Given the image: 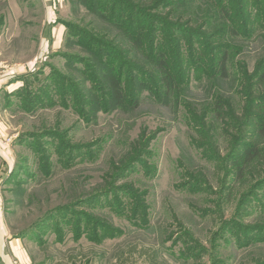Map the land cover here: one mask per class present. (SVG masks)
Returning a JSON list of instances; mask_svg holds the SVG:
<instances>
[{"label": "rangeland", "instance_id": "rangeland-1", "mask_svg": "<svg viewBox=\"0 0 264 264\" xmlns=\"http://www.w3.org/2000/svg\"><path fill=\"white\" fill-rule=\"evenodd\" d=\"M87 1L99 16L80 0H0L2 240H19L28 264H264V138L243 114L245 101L264 98L252 91L264 67L257 0L249 33L236 37L214 34L213 0ZM127 25L145 39V58L183 43L184 83L166 105L144 93L137 109L94 110L91 53L104 72L140 83L121 44ZM198 45L227 53L225 79ZM217 99L240 131L215 119ZM191 117L208 123L196 132ZM252 141L262 158L236 181L235 157Z\"/></svg>", "mask_w": 264, "mask_h": 264}, {"label": "trees", "instance_id": "trees-1", "mask_svg": "<svg viewBox=\"0 0 264 264\" xmlns=\"http://www.w3.org/2000/svg\"><path fill=\"white\" fill-rule=\"evenodd\" d=\"M83 3V6L91 14L99 16V11L96 8V3L93 1L80 0ZM216 3V12H214V18L221 20V26L218 27L217 31L214 34H222L223 36L236 37L240 35H245L249 33L250 28V8L254 5H249L248 0H213ZM187 2H193V0H187ZM257 6H254L260 16V21L264 23V0H257ZM102 15V14H101ZM104 19L105 17H101ZM109 20V19H108ZM110 22V21H108ZM111 23V22H110ZM133 23V22H130ZM3 25V19L0 17V27ZM114 26L119 29L120 25L114 24ZM128 26V25H127ZM125 29L123 34V44L124 47H132L131 50L126 51V58H131L132 61L138 63V68L133 69V71L140 76V83L136 82V76L131 74L127 80L122 81V74L114 72L112 69L104 72L101 66V63L97 61L98 55H94L92 62L96 63L94 67L95 72V94L92 93V103L94 105V110L103 109V110H124L131 111L137 109L140 104L145 100L144 98L154 99L160 102V104H168L167 97L172 93H177L181 88L184 81L182 77L178 74L179 71L187 68V64L184 63V53L185 47L181 41H176L172 46L168 48L163 47L161 50H158L157 55H154V52H150V57L145 58L143 53V45L145 44V39L142 35L137 36L136 33L128 26ZM175 38V37H174ZM203 39L199 42H201ZM174 42V40H173ZM199 51H196L197 57L207 64L210 62V67L212 69L213 76L217 75L220 79H225L227 77L226 64H227V53H222L219 56L209 54L204 51L205 49L198 45ZM208 48V46H207ZM134 49V50H133ZM191 55L194 51V44L189 42L186 49ZM215 52V51H214ZM183 54V55H182ZM183 56V57H182ZM99 63V64H98ZM264 63V58L262 60ZM128 69L130 67L126 66ZM19 79V77H17ZM17 79V80H18ZM145 80L148 82L145 84ZM256 83L252 86L258 90L259 87L264 88V67L261 71V74L258 75ZM38 83H41L37 81ZM98 89V90H97ZM144 93L147 94V97L144 96ZM78 96L77 93H74ZM100 95V98L97 97ZM162 96V98L160 97ZM248 99V98H247ZM16 107H19L17 103ZM11 101L7 99V103L3 105L6 107L10 113L17 112V108L13 109L11 106ZM39 105H42V102H38ZM247 104V105H246ZM32 105V104H30ZM227 106V111H222V107ZM28 112L31 111L26 109ZM212 112L215 115V119L222 118V121L227 119L232 125L233 128H239V131L244 126V123L240 122V117L236 114L232 105L222 99H217L214 102ZM224 112V114H223ZM247 117L245 119V126L251 127L253 137L258 139L264 138V98L259 101L251 99L245 101L244 111ZM251 117V119H250ZM248 122V123H247ZM208 123L206 119H201L200 121L195 117H191L190 126L198 132L199 126H203ZM210 123V122H209ZM258 142L252 141L251 144L240 149V154L236 155L237 162V175L236 181H239L244 170L250 166L254 161L261 160L262 156L260 150L257 147ZM238 153V152H237Z\"/></svg>", "mask_w": 264, "mask_h": 264}, {"label": "crops", "instance_id": "crops-1", "mask_svg": "<svg viewBox=\"0 0 264 264\" xmlns=\"http://www.w3.org/2000/svg\"><path fill=\"white\" fill-rule=\"evenodd\" d=\"M37 60L38 58L34 59L32 62H27L24 65V70L29 71L30 68L37 63ZM8 74L10 75L12 73ZM4 219L5 217H3L0 212V264H28L26 254L24 255L22 251L23 247L19 240L14 239L15 242H5L4 239L2 240V238L8 237L7 227L3 223V221H5Z\"/></svg>", "mask_w": 264, "mask_h": 264}]
</instances>
